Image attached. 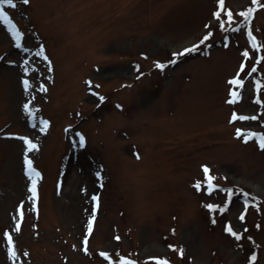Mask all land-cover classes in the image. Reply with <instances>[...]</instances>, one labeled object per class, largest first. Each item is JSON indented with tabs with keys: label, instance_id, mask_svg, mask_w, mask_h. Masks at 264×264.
Returning a JSON list of instances; mask_svg holds the SVG:
<instances>
[{
	"label": "rangeland",
	"instance_id": "obj_1",
	"mask_svg": "<svg viewBox=\"0 0 264 264\" xmlns=\"http://www.w3.org/2000/svg\"><path fill=\"white\" fill-rule=\"evenodd\" d=\"M0 7L11 22L0 18V264H120L122 256L136 264H159L149 257L264 264V195L250 184L264 190V149L250 135L264 133V61L256 58L264 56V0H225L224 7L217 0H15ZM248 7L255 11L245 21L240 12ZM193 43L195 51L173 57ZM242 62L244 83L233 85ZM23 136L38 147L28 148ZM25 155L40 173L35 197ZM205 164L220 185L211 193ZM208 203L228 206L210 210Z\"/></svg>",
	"mask_w": 264,
	"mask_h": 264
},
{
	"label": "snow or ice",
	"instance_id": "obj_2",
	"mask_svg": "<svg viewBox=\"0 0 264 264\" xmlns=\"http://www.w3.org/2000/svg\"><path fill=\"white\" fill-rule=\"evenodd\" d=\"M23 3L27 4L29 3V0H23ZM217 3L219 4V6L221 7H224L225 5V0H217ZM252 3L253 5H257L258 3V0H252ZM15 4V0H0V5H14ZM255 11V8L253 7H248L246 9H244L243 11L240 12V15L242 17H244L245 21L247 19H249L252 15V13ZM227 19L229 22H231L233 20V13H232V10L231 9H228L227 10ZM214 16H216L217 18H219L221 16V13L220 11H216L214 13ZM0 18H3L6 22L8 23H11L9 20H8V12H6L2 7H0ZM224 24L225 22L223 20H220V27L223 28L224 27ZM206 27H208V25H206ZM237 27H239V25H237ZM12 34L13 36L15 37V40H16V43L17 45H19L20 43V32L15 29L13 27L12 29ZM212 35V32L211 31H208L206 32V34L204 35L203 37V40L202 41H199V43H203L204 40H207L208 37H210ZM248 36L249 38L251 39V43H252V48L253 49H257L260 47V45L257 43V39L256 37L252 34L251 31L248 32ZM196 43H193L191 44L189 47H185L182 49V51L180 52H174L172 53L173 57H176V58H179L181 55L185 54V53H188L190 51H195L196 50ZM40 55H44L43 51L41 50L40 52ZM251 54L250 52L245 49L244 52H243V57H249ZM257 60H260V61H264V56H257L256 57ZM44 59H48L47 56H44ZM171 63H175V60H172ZM156 67L160 68V69H163L164 68V64L161 63L160 61H157L156 62ZM25 71H27V68L24 69ZM245 70V64L242 62L239 66V71L237 72V74L235 76L232 77L230 83L233 84V85H243L244 81L243 79L240 78V72H243ZM254 70V69H253ZM89 84L92 83V81H88ZM23 84H24V87L25 89H27L29 86H30V82L27 80V79H24L23 80ZM256 86L259 87L260 86V81H257L256 82ZM43 87V86H41ZM231 96L233 98V101L235 99H238V93L237 91L233 90L231 92ZM101 99H104V97H101ZM25 111L29 112L31 114V111L32 109L29 107V104L28 103H25L23 105ZM237 118V113L233 112L232 114V117L231 119L232 120H235ZM241 119L245 118L243 116L240 117ZM48 121L47 120H43L42 121V124L44 125V127H41L40 128V131L41 132H44L46 131V128H47V125H48ZM240 130H237L236 131V135L237 136H240ZM9 135H12L11 133H9ZM80 135V140H79V143L81 145L84 144V136L82 134H78ZM251 136H258L259 137V146L260 148L264 149V133H256V132H252L250 133ZM22 141L28 146V148L30 149H36L38 147V145L32 140L30 139L28 136H23L21 137ZM137 155V158H139V153H136ZM24 163H25V171L27 172V174L29 175V177L32 179V183L29 185V188H30V191L32 193V197H35L37 195V188H36V177H38L40 175V173L32 166V161L28 158L27 155H25L24 157ZM202 169H203V173H204V176H205V180L203 183H205L207 185V191L209 193H211L214 189L216 188H219L220 185L218 184H215L213 181L215 180V177L211 174V170H210V167L208 165H202L201 166ZM97 175L99 176V173H97ZM195 187L197 189H199L201 187V182L200 181H197L195 183ZM226 191L228 192V194L230 195L231 192H232V189H226ZM245 195H250L248 193H245ZM258 198V197H257ZM93 199L95 200L96 197L93 196ZM245 205L251 203L250 200H245ZM227 203H225L223 206H220V205H217L215 203H208L206 205V207L210 210L212 209H217L219 208L220 211H224L226 208H227ZM93 213L96 211L95 208L92 209ZM245 217H244V214L241 213L240 215V219L243 220ZM93 219L94 217H90L89 218V221H88V231L91 232L92 231V228H93ZM215 222V221H213ZM19 220H17V231H19ZM225 230L229 233H231L232 236L236 237L237 239H239L240 237V233L238 231H234L233 230V226L231 224H228L225 228ZM4 235L8 238V243L9 245L12 244V237L11 235H9L8 232H5ZM87 237L84 238L85 240V244L87 243ZM117 239H119V237H117ZM170 247H175V245H170ZM9 253L11 255H15L13 249L11 247H9L8 249ZM85 251H87V248H85ZM183 253L181 252V255ZM101 255L103 256H108V253L107 252H101ZM149 259H154V260H158L159 261V264H170L169 261H167L166 259H163V258H157V257H149ZM253 259H255V256L253 255ZM136 264V262L134 260H129L127 257H120V264Z\"/></svg>",
	"mask_w": 264,
	"mask_h": 264
},
{
	"label": "bare ground",
	"instance_id": "obj_3",
	"mask_svg": "<svg viewBox=\"0 0 264 264\" xmlns=\"http://www.w3.org/2000/svg\"><path fill=\"white\" fill-rule=\"evenodd\" d=\"M250 184L255 190H257L258 192H260L261 194L264 195V190L260 186L254 184V183H250Z\"/></svg>",
	"mask_w": 264,
	"mask_h": 264
},
{
	"label": "trees",
	"instance_id": "obj_4",
	"mask_svg": "<svg viewBox=\"0 0 264 264\" xmlns=\"http://www.w3.org/2000/svg\"><path fill=\"white\" fill-rule=\"evenodd\" d=\"M241 189H244L243 187L241 188ZM246 190V189H245ZM246 193H248V194H250V196H246V197H248V198H252V199H257V196L254 194V193H252V192H250V191H247L246 190Z\"/></svg>",
	"mask_w": 264,
	"mask_h": 264
}]
</instances>
